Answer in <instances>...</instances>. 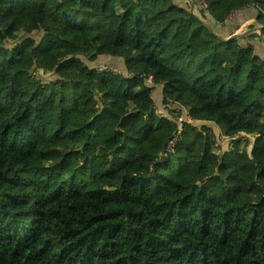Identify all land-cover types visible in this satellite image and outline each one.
Wrapping results in <instances>:
<instances>
[{
  "label": "trees",
  "instance_id": "obj_1",
  "mask_svg": "<svg viewBox=\"0 0 264 264\" xmlns=\"http://www.w3.org/2000/svg\"><path fill=\"white\" fill-rule=\"evenodd\" d=\"M193 1L264 32V0ZM254 38L186 0H0V264H264Z\"/></svg>",
  "mask_w": 264,
  "mask_h": 264
},
{
  "label": "rangeland",
  "instance_id": "obj_2",
  "mask_svg": "<svg viewBox=\"0 0 264 264\" xmlns=\"http://www.w3.org/2000/svg\"><path fill=\"white\" fill-rule=\"evenodd\" d=\"M195 13L200 16L197 13V7H194ZM32 38L34 39H38V35L32 36ZM103 63H106L107 65H102L100 66L101 69H105L107 68H115L116 70H123V63L121 60L119 59H106L104 60ZM99 67V68H100ZM42 72L36 71V76L37 78L42 77L43 79L46 80H50L52 78V76L47 75V74H42ZM39 76V77H38ZM42 80V79H41ZM152 98L154 100V105H155V109L157 111L158 114L161 115H165V116H169V114H171L173 117H177V124L179 125L181 123V121L183 120L182 116H176L177 114L175 113V109L176 107H167V106H163V98H162V89L158 86H155L152 90ZM216 133H217V142L218 145L220 146L221 150L226 151L231 143V140L225 138L224 136H221L220 133L218 132L217 129H215ZM238 139H240V148L246 149L248 151V153L250 154V156L252 158H259L263 152V148L261 147L260 143H259V137L258 136H246V135H241L238 137Z\"/></svg>",
  "mask_w": 264,
  "mask_h": 264
},
{
  "label": "crops",
  "instance_id": "obj_3",
  "mask_svg": "<svg viewBox=\"0 0 264 264\" xmlns=\"http://www.w3.org/2000/svg\"><path fill=\"white\" fill-rule=\"evenodd\" d=\"M256 16H257V11L254 8L249 7L232 13L229 19H227L224 24H218V23L216 24L215 22L214 23L212 22V27L214 28V30L220 32L221 34H224L225 36H229L234 33H243L252 28L262 27V26H255V27L251 26ZM252 33H256V32H252ZM244 42H245L244 44L251 43L254 45L255 54L264 56V45L260 41V38H254L251 39L250 41H244Z\"/></svg>",
  "mask_w": 264,
  "mask_h": 264
},
{
  "label": "water",
  "instance_id": "obj_4",
  "mask_svg": "<svg viewBox=\"0 0 264 264\" xmlns=\"http://www.w3.org/2000/svg\"><path fill=\"white\" fill-rule=\"evenodd\" d=\"M188 5H189V11L192 15H194L199 21L200 23L209 31V33H211L212 35H214L215 37H217V39H219L222 42H228V41H232V40H236V39H241L243 37H245L247 34L252 33V32H256L260 38V41L263 43L264 45V32H263V27H257V28H252L249 29L243 33H234L231 34L229 37L224 38L221 34H219L216 30L213 29V27L209 24L206 23L203 19H201L194 10L195 7V3L193 0H186ZM177 2H180V0H177ZM123 71H125L123 69Z\"/></svg>",
  "mask_w": 264,
  "mask_h": 264
},
{
  "label": "built area",
  "instance_id": "obj_5",
  "mask_svg": "<svg viewBox=\"0 0 264 264\" xmlns=\"http://www.w3.org/2000/svg\"><path fill=\"white\" fill-rule=\"evenodd\" d=\"M204 7H205V5H204ZM151 81H152V80H151V79H149V83H151Z\"/></svg>",
  "mask_w": 264,
  "mask_h": 264
}]
</instances>
